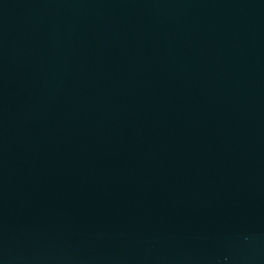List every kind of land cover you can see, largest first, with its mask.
<instances>
[{"label": "water", "instance_id": "obj_1", "mask_svg": "<svg viewBox=\"0 0 264 264\" xmlns=\"http://www.w3.org/2000/svg\"><path fill=\"white\" fill-rule=\"evenodd\" d=\"M0 264H264V0H0Z\"/></svg>", "mask_w": 264, "mask_h": 264}]
</instances>
